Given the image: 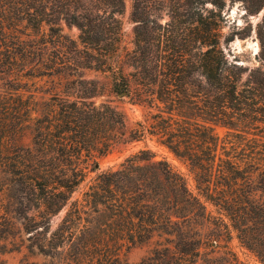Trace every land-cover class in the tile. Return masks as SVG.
<instances>
[{"label":"trees","instance_id":"obj_1","mask_svg":"<svg viewBox=\"0 0 264 264\" xmlns=\"http://www.w3.org/2000/svg\"><path fill=\"white\" fill-rule=\"evenodd\" d=\"M162 1H169L165 25L151 0H133L135 42L124 60V0H0V75L58 78L59 87L45 93H59L81 65L108 73L113 94L150 110L126 132L125 116L110 104L0 94V139L8 134L0 149L9 152L0 156L3 190L25 195L30 230L51 233L52 250L64 255L60 264H131L127 254L141 245L153 247L136 264H199L203 257L206 264H245L231 247L233 233L264 264V139L234 132L222 138L207 124L253 122L264 130V69L230 60L235 36L225 38L220 25L227 0H213L212 9L203 0ZM62 22L79 30L77 41L63 34ZM44 26L47 43L59 40L62 49L60 63L41 67L24 31ZM258 55L264 64V49ZM149 138L188 166L195 190L149 150L103 171L94 160ZM8 210L0 202V214ZM208 239L212 250L204 256Z\"/></svg>","mask_w":264,"mask_h":264},{"label":"rangeland","instance_id":"obj_2","mask_svg":"<svg viewBox=\"0 0 264 264\" xmlns=\"http://www.w3.org/2000/svg\"><path fill=\"white\" fill-rule=\"evenodd\" d=\"M125 1V12L121 17L123 24V59L126 60V52L134 48L135 42V23L132 21L133 0ZM207 1L206 8L212 9L213 0ZM169 1L151 0L152 9L156 16L160 18V24L165 25L169 20ZM223 21L220 22L222 32L225 38L235 36V40L227 47V53L230 60L237 64L249 68L261 67L264 69V64L259 59V53L264 49V0H227L225 9L222 13ZM62 32L68 38L77 41L79 38V30L76 27L68 26L65 22L61 23ZM25 33L31 35V45L35 44L38 56H34V65L43 67V65H53L54 62H59L56 54H59V49L62 46L55 39L53 43L49 41L45 33L49 32V28L44 26L41 33L27 30ZM38 59V60H37ZM40 67V68H41ZM81 65L70 72L69 81L72 85L70 88L62 86L58 88L59 93H45L53 85L58 86V78L52 79L49 77H32L27 76L19 81H10L7 76L0 75V94L6 98H17L18 95L24 94V100L33 97L35 101L52 103H60V98H68L70 101H86L99 107L102 104H110L119 112L123 113L126 118V132L135 127L136 123L143 121L145 115L149 114V109L132 106L128 103V99L116 96L111 91L112 79L108 73H101L91 69H82ZM127 72H129V69ZM12 79V78H11ZM19 86L26 87L25 91H17ZM59 87V86H58ZM67 94H65L66 92ZM34 95V96H32ZM67 95V96H66ZM57 96L58 98H55ZM88 98H84L87 97ZM32 101V98H31ZM153 110L152 113H156ZM215 133L224 138L229 132L239 133L249 139L258 138L264 139V130L262 128L255 130V126L250 123H235L234 128H230L224 124L207 122ZM263 127V125L261 126ZM6 135H2V140L5 141ZM0 139V140H1ZM10 138L7 141L10 142ZM4 142L0 145L2 146ZM32 143V137L28 133L23 144L28 146ZM6 146V145H5ZM152 152L154 161H165L171 165L174 171L183 175L192 190H195V180L188 166L178 158H176L167 148L159 146L155 141L144 140L133 142L130 144H120L114 150L106 155L101 156L95 153L94 160L98 163L100 171L110 167L118 166L127 157L139 151ZM8 149L1 147L0 156L8 155ZM91 176H95L92 173ZM3 177L0 175V202L8 206L7 215L0 214V264H60L63 261L64 255L59 251L52 250L51 233L46 234V228L40 227L37 231H31L33 225L28 214V205L25 195L15 196L11 192H5L2 186ZM79 193L75 194V198ZM208 211L211 217H216L217 213L213 206L208 205ZM65 215V211L61 212L52 220L51 231H54ZM40 221V219H37ZM210 224L207 225V227ZM51 241V242H50ZM213 240H205L202 245V253H210L212 248L209 246ZM50 244V247L42 248L44 245ZM216 246V242L212 243V247ZM152 245H141L131 250L126 258L131 264L140 263L147 258L151 252ZM231 247L237 253L239 258L245 264H260L255 257L245 248H243L236 234H232ZM208 258L203 257L199 264H206Z\"/></svg>","mask_w":264,"mask_h":264}]
</instances>
